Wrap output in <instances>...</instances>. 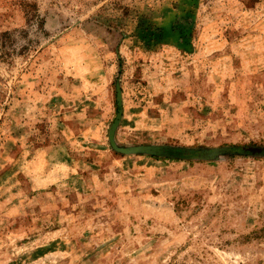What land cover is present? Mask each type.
Returning a JSON list of instances; mask_svg holds the SVG:
<instances>
[{
    "label": "rangeland",
    "instance_id": "374dc122",
    "mask_svg": "<svg viewBox=\"0 0 264 264\" xmlns=\"http://www.w3.org/2000/svg\"><path fill=\"white\" fill-rule=\"evenodd\" d=\"M264 0H0V264H264Z\"/></svg>",
    "mask_w": 264,
    "mask_h": 264
},
{
    "label": "trees",
    "instance_id": "16d2710c",
    "mask_svg": "<svg viewBox=\"0 0 264 264\" xmlns=\"http://www.w3.org/2000/svg\"><path fill=\"white\" fill-rule=\"evenodd\" d=\"M149 152L156 156L166 157H207L212 152L220 155H264V148L256 145H230L228 147H221L216 150H210L205 148H190L188 150L178 149L171 146H155L149 149Z\"/></svg>",
    "mask_w": 264,
    "mask_h": 264
}]
</instances>
